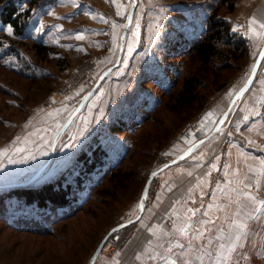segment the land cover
<instances>
[{
    "label": "rangeland",
    "instance_id": "1",
    "mask_svg": "<svg viewBox=\"0 0 264 264\" xmlns=\"http://www.w3.org/2000/svg\"><path fill=\"white\" fill-rule=\"evenodd\" d=\"M16 1L27 6V0ZM70 1L75 4L71 26L67 31L59 28L60 34L92 37L85 50H67L58 61L61 70L56 61L62 54L54 44H49L53 48L48 47L49 54L35 57L41 64L24 58L21 73L0 63V192L60 176V183L71 181L77 186L79 173L86 178L79 155L96 144L105 149L104 161L113 165L127 151L120 168L129 169L133 176L126 188L107 197L106 202L101 191L111 183V176L102 184L103 180L98 181L100 186L88 204L75 216L51 226L48 233L18 228L15 217L19 210L11 208L13 215L6 220L0 216V264H89L103 237L121 227L113 234L119 233L121 238L115 248L103 247L101 253L113 256L123 250L137 236L139 223L119 225L133 215L138 201L143 206L153 202L161 189L160 177L154 176L147 198L143 197L148 177L171 161L175 146L181 149L187 144L185 139L206 128L208 112L245 78L253 62L250 37L233 30L247 41L248 55L235 68L219 71L217 77L233 75L226 85L213 88L212 83L211 88H202V106L195 104L191 110L176 113L166 103L179 90L184 76L197 66L192 54L187 55V47L220 0ZM88 7L90 21L83 16ZM232 12L222 7L221 14L228 20L229 15H236ZM86 22L91 23L82 25ZM9 40L6 43H13L14 52L22 51L21 43ZM23 47L33 53L31 44ZM168 90L172 92L168 94ZM233 112L231 107L217 122L221 124L213 146L220 156V169L228 164L227 170L241 179V184L236 182L233 187L238 197L225 201L226 210L201 244L198 257L202 259L196 258L194 264H264V203H260L264 201V180L259 168L252 174L254 184L249 186L247 178L250 163L254 168L259 156H264V137L249 133L247 122L238 119L239 108ZM147 115L150 118L143 124ZM122 122L124 128L113 129ZM101 173L102 169L95 171L82 182L80 202H84L82 195L90 196L88 186ZM209 180L211 185L224 182L227 174L211 171ZM15 198L6 201L10 204L12 200L16 207ZM22 211L32 215L33 205ZM239 224L246 227L241 229Z\"/></svg>",
    "mask_w": 264,
    "mask_h": 264
},
{
    "label": "crops",
    "instance_id": "2",
    "mask_svg": "<svg viewBox=\"0 0 264 264\" xmlns=\"http://www.w3.org/2000/svg\"><path fill=\"white\" fill-rule=\"evenodd\" d=\"M42 1L38 0L34 4L28 23L19 34L15 33L14 27L10 23H5L0 18V63L9 66L15 62V65L12 64L9 67L5 65L10 71L14 70L19 73L24 71L25 69L21 67L25 61L24 58H29L30 63L33 60L38 62L35 57L41 58L42 54L37 52L35 44L44 45L47 49L50 47L52 51L53 48L49 44H54L55 50H60L63 55H58L59 58L56 61L61 70L58 61L60 62V58L64 59L67 50H85L86 42L92 38L83 37L80 39L79 36L68 37L60 34L59 28L67 31L71 26L70 22L73 16L71 13L75 4L70 0ZM25 4L27 6H21L23 9L30 5L29 0ZM234 12L236 15L228 16L232 22L233 30L250 37V52L253 62L248 73L243 80L238 81L234 89L228 90L225 97L208 112L209 123L206 128L185 139L187 144L181 149H177L178 147L175 146L171 151L175 153L171 161L156 169L159 171L154 176H159L162 182L158 195L154 197L153 202H148L149 204L147 203L143 208L140 207L141 202L138 201L133 215L128 218V221L137 219L136 221L139 223L138 234L133 241L113 256L101 253L94 259L93 255L89 264H165V261L159 258L160 256L176 259L177 264H185V262L194 264L199 250H201V244L206 243V236L211 235L212 226L218 222L222 215L221 212L226 210L225 201H234L238 197V191H235L236 189L233 187L236 182L239 186L241 179H237L227 170L228 164L220 169V156L218 153L215 154L216 147L213 146V140L219 129L215 130L217 122L233 101H235L232 106V108L234 107L233 113L239 108L238 119L247 122L249 133L252 135L256 132L264 137V54L253 77L254 66L264 47V37L258 38L252 31L255 28L258 32H264V29H261L259 24H250L253 16L260 23H264V0L258 2L256 0H238L237 7L232 13ZM83 16L84 18L88 16L90 21L91 9L89 7L87 10H83ZM89 23L91 22L82 25ZM9 27L12 30L11 33L8 31ZM81 34L85 35V33ZM8 35L12 37H8ZM8 38L11 39L9 40L11 42L21 43L22 51L14 52L11 45L13 43H6ZM108 41L107 39L105 42ZM24 44H31L33 53L25 50ZM27 53L28 55H25ZM51 74H53L52 70ZM33 78L37 79L35 76ZM242 89L246 90L240 95ZM210 134L212 135L209 136ZM200 139H204V141L190 150L191 146ZM259 159L260 162L256 167L253 168L251 163L249 165L250 177L247 176L250 180L249 186L250 183L254 184L255 178H252V174L257 168H259L261 180H264V156H259ZM218 170H221L223 175L227 174V181L211 185L210 173ZM190 210L195 211V216L191 214ZM188 224L192 225L188 228V234L181 235L178 229ZM199 233H203V235L200 239H196L195 237ZM177 243L183 244L184 248L176 247ZM169 247L172 248L171 253L166 251ZM137 256H140V259H136Z\"/></svg>",
    "mask_w": 264,
    "mask_h": 264
},
{
    "label": "trees",
    "instance_id": "3",
    "mask_svg": "<svg viewBox=\"0 0 264 264\" xmlns=\"http://www.w3.org/2000/svg\"><path fill=\"white\" fill-rule=\"evenodd\" d=\"M30 5L22 8L16 0H0V18L5 23H10L14 27L15 33L19 34L26 27L28 19L32 14V8L38 0H29ZM221 3V4H220ZM237 0H220L218 5H214L211 11L204 19L203 27L200 34L193 37L187 47V55H191L197 63L192 71L184 76L182 85L178 91L172 93L169 103L166 107L176 113L193 109L197 104L202 106L203 95L200 93L202 88L213 83V88H221L231 79L233 75L225 77H217L219 71L224 69L235 68L236 64L242 63L244 57L249 53L247 41L240 37L238 33L233 31L232 23L221 14L222 7L226 11H234ZM220 4V5H219ZM37 52L42 55L48 54V49L44 45L35 44ZM193 52V53H192ZM184 71L181 72V75ZM213 77L210 78L209 75ZM211 83V84H210ZM168 94L172 90L166 91ZM157 107V106H156ZM155 107V108H156ZM150 118L149 115L144 117L143 124ZM115 124L113 129L124 128L125 123ZM93 144V143H92ZM85 149L79 155L78 161L82 162L81 171L86 176L83 180L82 173L76 176L75 186L71 181L60 183V177L54 181H46L35 185L25 184L14 186L7 191L0 192V216L1 219H7L9 215H13L11 208L19 210L15 220L18 228L26 230H36L37 232H50V227L54 226L58 221L70 218L78 214L90 201L92 192L95 191L109 176L111 183L102 189V200L106 202L107 197L114 196L121 188H126L132 172L127 168H120L123 164L124 156L119 160L116 159L114 165L105 162V149L100 144ZM128 150V154H130ZM120 168V169H119ZM102 169L101 175L94 184L88 186L91 191L87 198L82 195L80 202L79 189L82 182L89 180L92 173ZM102 181L100 184H98ZM99 181V182H98ZM15 199L20 203L13 206L12 200L10 204L6 200ZM33 205L32 215H26L27 211L23 208Z\"/></svg>",
    "mask_w": 264,
    "mask_h": 264
},
{
    "label": "snow or ice",
    "instance_id": "4",
    "mask_svg": "<svg viewBox=\"0 0 264 264\" xmlns=\"http://www.w3.org/2000/svg\"><path fill=\"white\" fill-rule=\"evenodd\" d=\"M111 2H112L113 4H116V3H117V0H111ZM117 6H118V7H123L122 5H117ZM120 14H123V13H120ZM250 24H251V25L259 24V27H260L261 29H264V23H260V22L255 18V16H253V17L251 18V20H250ZM8 31H9V33H11L12 30H11L10 27L8 28ZM252 31H253L254 35H256L258 38L264 37V32H258V31H256L255 28H253ZM79 38H80V39H83L82 36L79 37ZM254 67H255V66H254ZM244 90H246V89H242V91H244ZM257 114H259V113H257ZM209 115H211V114H209ZM246 119H247V118H246ZM249 198L252 199V200H255V197H249ZM260 203H264V201H260ZM140 207L143 208V205L141 204ZM190 211H191V214H192L193 216H195V211H194V210H190ZM201 223H204V222L201 221ZM190 227H192V225H191V224H188V225H186L185 227L179 228L178 231L180 232L181 235H187V234H188V228H190ZM237 227L243 229V228H245L246 226L243 225V224H239V225H237ZM113 231H116V229H113ZM202 235H203V233H199L195 238H196V239H200ZM236 239H237V240L240 239L239 235L236 237ZM175 246L178 247V248H184V245H183V244H179V243H177ZM166 251L169 252V253H171V252H172V248L169 247L168 249H166ZM181 255H183V254H181ZM153 258H155V257H153ZM159 258L162 259V260H164V261H165V264H177V260H176V259H173V258H171V257H168V256H160ZM136 259H140V256H137ZM197 259H202V258H201V257H197ZM224 259H228V257H225ZM185 264H187V262H185Z\"/></svg>",
    "mask_w": 264,
    "mask_h": 264
},
{
    "label": "water",
    "instance_id": "5",
    "mask_svg": "<svg viewBox=\"0 0 264 264\" xmlns=\"http://www.w3.org/2000/svg\"><path fill=\"white\" fill-rule=\"evenodd\" d=\"M122 53H123V42H122V46H121L120 54L122 55ZM263 54H264V47H263V49H262V51H261V54H260V56H259V58H258L257 63L255 64L253 77L255 76V74H256V72H257V69H258V66H259V63H260V61H261V58H262ZM121 55H120V56H121ZM120 59H121V57L118 59L117 64L120 62ZM112 68H113V67H110L109 70H111ZM105 74H106V73H104V75H105ZM104 75H103V76H104ZM253 77H252V78H253ZM97 85H98V84H96V85L94 86V88L92 89V92L95 90V88H96ZM244 92H245V90H244V91H241V92H240V95H242ZM86 98H87V97H86ZM234 102H235V101H233V103H234ZM233 103H232V105H230V107L227 109V111H226V113L224 114V117H223V118H225V117L228 115V113H229L231 107L233 106ZM220 124H221V123H219V124L217 125V127H216L215 130H217V129L220 127ZM211 135H212V134H210L209 136H211ZM202 141H204V139H200V140L196 141V142L191 146L190 150H193V149H194L197 145H199ZM158 171H159V170H155V171H153L152 174L148 177L147 182H146V184H145V186H144V189H143V197H145V196L148 194L151 180H152L153 176H154ZM136 220H137V219H136ZM136 220L126 221V222H124L123 224H121V225H119V226H122V225H123V226H124V225H128V224H130V223L136 222ZM119 226H117L116 228H118ZM110 232H111V231H110ZM110 232L107 233V234L103 237V239L101 240V242H100L99 245L97 246V248H96V250H95V252H94V257H93L94 259L97 258V257L99 256V254L101 253V251H102V247H103V245H104V243H105V241H106V238H107L108 235L110 234ZM94 259H93V260H94ZM91 264H92V263H91Z\"/></svg>",
    "mask_w": 264,
    "mask_h": 264
},
{
    "label": "built area",
    "instance_id": "6",
    "mask_svg": "<svg viewBox=\"0 0 264 264\" xmlns=\"http://www.w3.org/2000/svg\"><path fill=\"white\" fill-rule=\"evenodd\" d=\"M124 227H125V226H124ZM122 228H123V227L118 228V229H116V231H118V230H120V229H122ZM116 231H112V232L108 235V237H107L108 240H107V241L104 243V245H103L104 248L107 246L108 249L112 250V249L115 248L116 243H118V242L121 240V238L119 237V236H120L119 233L113 235ZM117 239H118V242H117ZM103 247H102V249H103Z\"/></svg>",
    "mask_w": 264,
    "mask_h": 264
},
{
    "label": "bare ground",
    "instance_id": "7",
    "mask_svg": "<svg viewBox=\"0 0 264 264\" xmlns=\"http://www.w3.org/2000/svg\"><path fill=\"white\" fill-rule=\"evenodd\" d=\"M107 247V246H106ZM106 247H105V249H106Z\"/></svg>",
    "mask_w": 264,
    "mask_h": 264
}]
</instances>
